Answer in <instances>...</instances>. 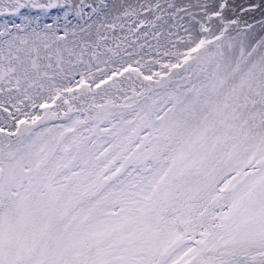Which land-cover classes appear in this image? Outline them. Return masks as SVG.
I'll return each instance as SVG.
<instances>
[{"label":"snow or ice","instance_id":"1","mask_svg":"<svg viewBox=\"0 0 264 264\" xmlns=\"http://www.w3.org/2000/svg\"><path fill=\"white\" fill-rule=\"evenodd\" d=\"M0 264H264V0H0Z\"/></svg>","mask_w":264,"mask_h":264}]
</instances>
